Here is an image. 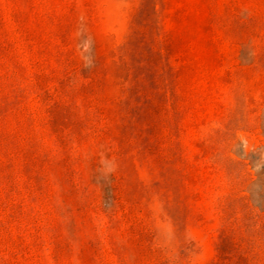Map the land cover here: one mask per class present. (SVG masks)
<instances>
[{"label":"rangeland","instance_id":"obj_1","mask_svg":"<svg viewBox=\"0 0 264 264\" xmlns=\"http://www.w3.org/2000/svg\"><path fill=\"white\" fill-rule=\"evenodd\" d=\"M0 264H264V0H0Z\"/></svg>","mask_w":264,"mask_h":264}]
</instances>
